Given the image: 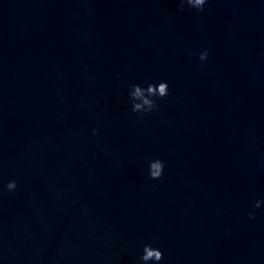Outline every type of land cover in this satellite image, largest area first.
<instances>
[{"label": "water", "instance_id": "1", "mask_svg": "<svg viewBox=\"0 0 264 264\" xmlns=\"http://www.w3.org/2000/svg\"><path fill=\"white\" fill-rule=\"evenodd\" d=\"M178 9L0 0L3 180L21 183L0 214L9 264H134L145 244L161 264H264V205L247 217L264 199V0ZM160 81L159 111L133 114L130 85Z\"/></svg>", "mask_w": 264, "mask_h": 264}, {"label": "clouds", "instance_id": "2", "mask_svg": "<svg viewBox=\"0 0 264 264\" xmlns=\"http://www.w3.org/2000/svg\"><path fill=\"white\" fill-rule=\"evenodd\" d=\"M211 0H177L179 11H184L185 7L189 11L194 10L196 13H204L206 10V5L209 4ZM90 11V10H89ZM209 50L204 49L199 53V60L201 63L207 62L209 58ZM92 84H95V81H92ZM57 94H61L59 91ZM128 102L131 105V111L133 114L140 117L152 114L159 111L158 100H163L170 95L169 85L166 81H160L158 83L148 82L146 87L141 84H132L128 90ZM0 114H2V109H0ZM99 119V117H98ZM100 135V129L94 127L91 129V136L98 137ZM3 154V140L0 138V214L3 210V198L5 194H14L20 187L21 183L18 179H10L6 183L3 180V169L5 167V161L2 158ZM165 164L160 159H155L149 161L148 164V177L150 180L159 181L164 177ZM49 191L56 195L57 199L63 204V198L61 194L56 193L55 185L45 181ZM264 205V199L257 200L250 210L247 212V217L249 220H255L257 218L256 210L260 209ZM32 211L34 212L37 220L42 229H44L49 236V239L54 238V232L48 227L49 217L43 215L39 207L32 203ZM31 233V228L27 224H22L21 227L17 230L15 239H20L24 235H29ZM228 234V233H226ZM127 255H134V252L128 251ZM17 257V252L15 248L14 240H7L5 238V228L0 221V264H9V261ZM119 261V254L116 257ZM164 260V253L157 247H154L151 244H145L142 248V254L138 256L134 264H161V261Z\"/></svg>", "mask_w": 264, "mask_h": 264}]
</instances>
